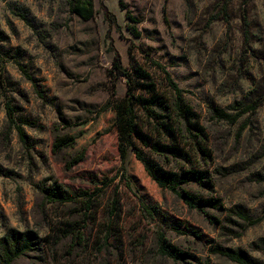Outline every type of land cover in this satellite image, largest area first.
<instances>
[{"label":"clouds","instance_id":"1","mask_svg":"<svg viewBox=\"0 0 264 264\" xmlns=\"http://www.w3.org/2000/svg\"><path fill=\"white\" fill-rule=\"evenodd\" d=\"M0 264H264V0H0Z\"/></svg>","mask_w":264,"mask_h":264}]
</instances>
